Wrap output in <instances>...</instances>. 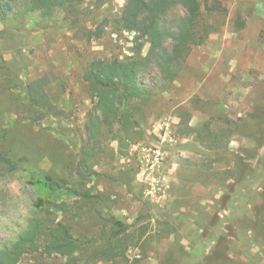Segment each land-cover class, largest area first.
<instances>
[{
    "label": "rangeland",
    "instance_id": "374dc122",
    "mask_svg": "<svg viewBox=\"0 0 264 264\" xmlns=\"http://www.w3.org/2000/svg\"><path fill=\"white\" fill-rule=\"evenodd\" d=\"M216 1L223 7L213 13L220 30L193 47L179 80L163 90L156 72L143 78L153 98L132 125L105 124L98 138L89 130L98 112L84 73L95 60L138 53L136 35L115 22L127 0H86L74 10L0 22V151L19 163L17 172L0 168V244L38 216L36 201L52 182L51 219L69 222L89 251L112 219L129 227L127 261L100 256L93 264H162L170 253L192 261L203 253L204 235L225 231L233 211L260 203L264 149L252 137L256 128L237 125L246 127L248 114L264 107V0ZM142 43L145 57L150 45ZM30 92L52 105L49 113ZM208 126L228 131V144L217 150L207 138L201 145L198 131ZM257 153L250 179L230 177L239 159ZM62 204L71 212L62 213ZM229 239V264H264V235L258 242L249 232ZM67 261L34 253L19 264Z\"/></svg>",
    "mask_w": 264,
    "mask_h": 264
},
{
    "label": "trees",
    "instance_id": "16d2710c",
    "mask_svg": "<svg viewBox=\"0 0 264 264\" xmlns=\"http://www.w3.org/2000/svg\"><path fill=\"white\" fill-rule=\"evenodd\" d=\"M85 1L0 0V22L5 23L11 17L19 15L26 17L55 9L74 10ZM94 1L99 6L111 2ZM222 10V4L216 0H127L115 22L121 30L136 35L134 43L138 53L124 60H95L86 67L84 80L89 85L90 96L98 112L90 119L91 136L98 138L101 127L105 124L112 126L118 123L128 126L134 123L137 111L146 107L154 96L155 89L143 81L146 76L156 72L160 76V88L163 90H168L177 82L193 47L207 42L212 34L220 30V22L213 13H221ZM144 40L150 45L149 54L145 57L139 56ZM29 96L42 112H50L49 107L52 105L43 104L39 94L33 95L30 92ZM247 119L246 127L244 125L243 128L241 123L237 126H240L241 130H249L251 125L256 128L252 137L256 139V145L264 149V107L250 112ZM197 136V141L204 146L205 139L215 140L213 148L217 150L220 149L222 141L227 143L229 140L228 131L222 128L212 131L209 126L206 130L198 131ZM4 155L0 151V168L2 165L9 168L10 173L17 172L19 163ZM258 157L259 153L250 158L243 157L233 170L227 172L238 182L250 179L256 169L251 161ZM35 175L38 179L44 178L51 182L49 177L39 172ZM48 187L36 201L38 216L29 219L26 228L14 240L1 241L0 264H19L25 255L34 253L46 257L61 255L68 260L66 264H93L100 256L109 258L111 262L118 259L127 261V252L134 243L129 238V227L125 223L112 219L110 225L106 226L105 236L99 247L94 246L93 250L89 251L88 244L75 237L69 222H56L51 219V190L55 188L53 182L48 184ZM259 200L260 203L256 205L246 204L250 212L233 211L225 231L221 230L218 234L209 233L208 237L204 235L207 244L201 257H194L189 261L187 255L178 257L170 253L162 264H229V238L249 232L258 242L261 240L259 237L264 235V185ZM59 208L62 213L71 212V207L67 204H62ZM229 231L230 236H225L224 233L228 234ZM203 233L208 234L205 231Z\"/></svg>",
    "mask_w": 264,
    "mask_h": 264
},
{
    "label": "built area",
    "instance_id": "2783aa9c",
    "mask_svg": "<svg viewBox=\"0 0 264 264\" xmlns=\"http://www.w3.org/2000/svg\"><path fill=\"white\" fill-rule=\"evenodd\" d=\"M166 130H167V132L165 133V137L162 139L164 143L168 142V137L171 138V133H169L170 132V127L167 126ZM147 152H149V149H147L146 147H143L142 148V153L147 156V154H148ZM152 164H155V166H157L156 163H152Z\"/></svg>",
    "mask_w": 264,
    "mask_h": 264
}]
</instances>
